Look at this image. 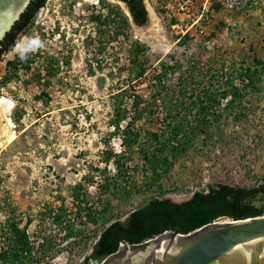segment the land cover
<instances>
[{"label":"rangeland","instance_id":"obj_1","mask_svg":"<svg viewBox=\"0 0 264 264\" xmlns=\"http://www.w3.org/2000/svg\"><path fill=\"white\" fill-rule=\"evenodd\" d=\"M169 1L143 0L147 22L139 27L121 2L47 0L0 56V100L13 102L7 118L15 133L0 147V249L11 248L12 222L26 226L31 257L19 264H81L106 223L153 197L179 203L207 183L252 187L264 179V71L257 67L260 81L253 90L232 77L235 69L264 59V0H238L231 12L215 8L212 21L201 24L202 35L197 26L184 33L191 19L166 15ZM116 11L129 22L121 32ZM31 36L44 47L22 62L15 45ZM134 44L143 52L135 54ZM175 61L179 70L168 71L164 80L167 98L215 92L233 82L244 92L241 103L233 109L232 95L222 99L208 145L198 140L169 173L134 171L128 182H112L127 194L113 198L112 188L102 194V178L115 171L98 162L101 152L120 150L118 137H109L117 107L125 114L123 127L134 115L130 95L148 102L159 63ZM90 212L98 216L90 219Z\"/></svg>","mask_w":264,"mask_h":264},{"label":"trees","instance_id":"obj_2","mask_svg":"<svg viewBox=\"0 0 264 264\" xmlns=\"http://www.w3.org/2000/svg\"><path fill=\"white\" fill-rule=\"evenodd\" d=\"M47 0H31L27 8L14 23L12 29L6 33L0 43V56L15 44L17 36L32 22L35 14L44 7ZM121 1L132 22L141 27L147 22V10L143 0H119ZM119 17L118 32L127 29L129 22L125 14L116 11ZM114 16V17H116ZM112 21L114 18H110ZM100 24L101 17L94 16ZM111 20H109L111 22ZM188 37V36H187ZM136 53H142V46H132ZM135 58H137L135 56ZM174 58L171 57V60ZM257 66L244 70L235 69L234 80L240 82L244 88H255V83L260 81L259 69L264 71V59L257 60ZM25 67V65H23ZM141 67V66H140ZM158 72L155 74V94L147 102L140 95L132 94V107L134 115L123 127L119 125L124 118V111L120 107L114 115V131L109 137H118L119 152L107 147L101 152L100 163L105 169L113 167L114 177L105 175L102 179V194L112 188L113 198L118 194L125 195V188L119 193L116 183L128 182L131 172H143L150 176L158 177L160 172L169 173L189 150L196 147L198 140L203 146H207V139H211L212 129L221 120L222 114L217 111L222 99L232 95L229 101L232 108L241 103L244 92L239 86L230 82L228 87L219 91L204 89L200 95L188 98H167L168 88L164 85L167 72L179 70L180 65L175 63L160 62ZM144 69L139 71L140 77ZM124 92L125 86L120 88ZM164 89V90H163ZM164 91V92H163ZM119 92V93H121ZM145 103L147 105L144 107ZM165 103H169L168 107ZM160 107V115L158 108ZM143 121L150 126L145 128L137 125ZM108 143V141H107ZM139 163H134V157ZM95 171L98 168H94ZM104 173H106L104 171ZM264 179L261 183L252 187L234 186L220 182L207 183L201 190L192 193L189 199L183 202H174L167 197H153L130 214L129 218L122 222L116 220L100 231L97 240L91 245V253L86 255L81 264H99L109 255L118 251L121 244L139 245L154 238L164 231H177L188 234L203 225L218 221L245 220L260 217L264 213ZM110 206V200L104 202ZM88 211V208H85ZM88 216H90L88 214ZM29 223L27 220L26 225ZM26 226L19 228L18 223L10 224L12 233L11 248L0 249V264H19L30 259L32 248L29 247Z\"/></svg>","mask_w":264,"mask_h":264},{"label":"water","instance_id":"obj_3","mask_svg":"<svg viewBox=\"0 0 264 264\" xmlns=\"http://www.w3.org/2000/svg\"><path fill=\"white\" fill-rule=\"evenodd\" d=\"M30 2L0 0V43ZM99 264H264V216L218 220L188 234L164 231L143 244H121Z\"/></svg>","mask_w":264,"mask_h":264},{"label":"built area","instance_id":"obj_4","mask_svg":"<svg viewBox=\"0 0 264 264\" xmlns=\"http://www.w3.org/2000/svg\"><path fill=\"white\" fill-rule=\"evenodd\" d=\"M238 4V0H170L166 7V15L173 19L174 14L170 13L175 12L185 19H191V23L184 33L197 26L198 34L202 35L204 27L201 24H208L212 21L215 8L221 7L223 10L231 12L238 9L236 6Z\"/></svg>","mask_w":264,"mask_h":264},{"label":"bare ground","instance_id":"obj_5","mask_svg":"<svg viewBox=\"0 0 264 264\" xmlns=\"http://www.w3.org/2000/svg\"><path fill=\"white\" fill-rule=\"evenodd\" d=\"M13 109V102L2 98L0 100V147L12 142L15 138V133L13 131L14 125L7 116ZM5 122V124L2 123ZM159 245L166 246V241L160 239Z\"/></svg>","mask_w":264,"mask_h":264},{"label":"clouds","instance_id":"obj_6","mask_svg":"<svg viewBox=\"0 0 264 264\" xmlns=\"http://www.w3.org/2000/svg\"><path fill=\"white\" fill-rule=\"evenodd\" d=\"M44 47V42L39 36L23 37L15 45V51L18 53L22 62H26L30 55Z\"/></svg>","mask_w":264,"mask_h":264},{"label":"flooded vegetation","instance_id":"obj_7","mask_svg":"<svg viewBox=\"0 0 264 264\" xmlns=\"http://www.w3.org/2000/svg\"><path fill=\"white\" fill-rule=\"evenodd\" d=\"M13 27V26H12ZM12 29V28H11ZM138 208H135V209H132L127 215H125L123 218H116V219H114V220H111L110 222H108V223H106L104 226H107V225H109L110 223H112V222H114V221H116V220H120V221H122V222H124V221H126L128 218H129V216H130V214L131 213H133L134 211H136ZM85 212H88V211H85ZM85 214V213H84ZM90 216H88V218H95V217H97L98 216V213L95 215L94 213H88ZM87 214V215H88ZM100 234V233H99ZM99 234H98V236L95 238V240H97L98 239V237H99ZM91 253V249H90V252H89V254Z\"/></svg>","mask_w":264,"mask_h":264}]
</instances>
